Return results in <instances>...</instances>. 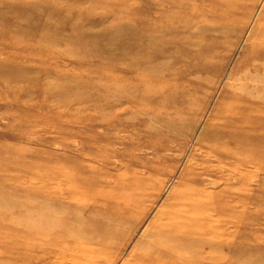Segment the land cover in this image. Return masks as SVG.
Returning a JSON list of instances; mask_svg holds the SVG:
<instances>
[{
    "label": "rangeland",
    "instance_id": "1",
    "mask_svg": "<svg viewBox=\"0 0 264 264\" xmlns=\"http://www.w3.org/2000/svg\"><path fill=\"white\" fill-rule=\"evenodd\" d=\"M156 2L0 0V264H84L55 255L61 242L43 215L47 205L69 211L63 199L79 206L68 193L72 172L87 168L107 174L98 177L107 191L121 186L122 199L138 187L139 201L115 222L87 204L79 216L114 228L96 264H129L161 208L204 167L219 181L204 183L225 204L208 220L206 260L264 264V152L234 173L215 168L204 148L221 123L217 110L240 92L264 0H191L185 7L199 10L169 35L154 32L168 19Z\"/></svg>",
    "mask_w": 264,
    "mask_h": 264
},
{
    "label": "bare ground",
    "instance_id": "2",
    "mask_svg": "<svg viewBox=\"0 0 264 264\" xmlns=\"http://www.w3.org/2000/svg\"><path fill=\"white\" fill-rule=\"evenodd\" d=\"M179 2L180 4L175 6L178 9V13L175 14L167 11L169 6L175 5L174 0H157L154 4L155 13L168 16V19L158 21L154 30L156 34L169 35L171 27L178 20H182V16L195 15L199 10L195 5L190 8L185 7L187 4L190 5L191 0ZM240 64L243 69L241 78L238 79L240 92L232 94L230 100L217 110L215 117L219 118L221 123L215 128L218 131L214 133V139L212 138V141L204 147L207 155L212 157L211 162L215 163V168L230 169L234 173H239V168L242 166L251 165L254 157L258 158L260 153L264 152V150L257 151V144L264 143V119L255 115L264 112V6L250 30ZM149 66L157 65L149 63ZM162 68L161 65L158 66V70L149 67L150 74L157 75L156 73ZM250 72L252 75L249 74ZM123 92L121 89L120 97H123ZM241 154L245 156L244 162L240 158ZM78 171L72 172L75 178L70 186H74L75 189L68 193L73 198L80 199L77 200L80 202L79 206L72 208L73 205H70L68 199H63L61 202L70 209L69 211L47 205L43 216L47 217L46 220L49 222L44 228L53 235L57 246L61 242V250L57 249L55 255L74 258L72 262L79 259L83 260L84 264H96L110 250V237L114 228L110 229L112 227L110 225L104 228L101 224L90 221L81 222L79 216L82 215V207L91 206L90 214L97 213L96 211H99L100 215H103L102 212L105 215L108 213L106 220L113 221L117 220L120 214L131 211L132 206L139 201L140 193H137V186L129 185L124 189L129 191L130 197L122 199L116 193L121 186H115L116 192H109L107 185L99 184L98 177H104L106 173L98 172L93 168ZM195 175L199 182L189 186L187 180L184 188L176 191L169 203L162 207L151 221V231L146 233V241L139 244V247L137 245L140 251L131 253L129 264L210 263L206 259L211 252L203 249L204 243L214 241L212 233L208 232L207 223L213 212H221L222 205L225 204L223 198L214 195L208 188L219 182L214 178L215 174H212V171L204 167ZM205 180L214 182L207 186ZM46 181L50 182L49 179ZM54 191L56 199L62 196L57 193V189ZM57 221L61 222L57 225ZM61 230H64V233ZM214 255L217 256L213 253L211 258ZM216 263L217 260L214 264Z\"/></svg>",
    "mask_w": 264,
    "mask_h": 264
}]
</instances>
